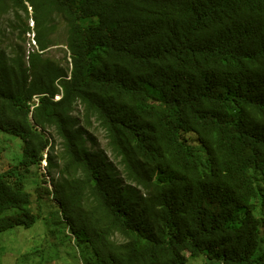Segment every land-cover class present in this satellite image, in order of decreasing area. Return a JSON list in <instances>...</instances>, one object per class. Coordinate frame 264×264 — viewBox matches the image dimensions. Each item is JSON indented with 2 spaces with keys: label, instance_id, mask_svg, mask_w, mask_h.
Instances as JSON below:
<instances>
[{
  "label": "trees",
  "instance_id": "16d2710c",
  "mask_svg": "<svg viewBox=\"0 0 264 264\" xmlns=\"http://www.w3.org/2000/svg\"><path fill=\"white\" fill-rule=\"evenodd\" d=\"M0 131V233L47 193L63 263L264 264V0H0Z\"/></svg>",
  "mask_w": 264,
  "mask_h": 264
},
{
  "label": "rangeland",
  "instance_id": "374dc122",
  "mask_svg": "<svg viewBox=\"0 0 264 264\" xmlns=\"http://www.w3.org/2000/svg\"><path fill=\"white\" fill-rule=\"evenodd\" d=\"M9 17L10 15L5 16L2 24L5 27L7 34H9V37L11 38L10 43L12 45L17 44V46L21 45L23 50L26 52V54H24L27 56L30 52H37L38 45L35 43L34 39L33 22H28V27L31 31L25 33V35L22 36V40L19 37L21 33L19 31H13L8 26L7 20ZM65 27L66 22L61 20V24H59L56 31H54L51 39L62 44V37L65 39ZM65 51L66 48L61 45L48 50L44 54L43 58L54 59L57 63L67 67L66 62H63L64 59H66ZM67 54L69 55L68 51ZM79 109L82 110L80 106ZM96 131L97 130L94 131L95 137L102 149L105 147L106 142L104 140L103 133ZM0 134L5 138L9 137L1 131ZM10 140L12 139L10 138ZM1 142L2 141L0 139V143ZM19 144L20 140L18 141V144H13V146L17 148L19 147ZM9 147H12V145L10 144L8 146L3 157L10 160L12 158L13 152L11 149H9ZM45 165L46 163L43 162L37 173V180H39V183L44 184L46 189L51 191L52 188L49 185V180L45 175V173H47V165ZM35 190L36 186L34 184L30 185L26 196L27 200L33 202L34 206L36 205ZM43 197L44 206L40 209V213L35 209V212L40 216V220L36 225L29 229L14 227L0 233L2 234L0 235V264H78L74 259H70L68 262L64 263L59 259V255L61 253L60 251H63L64 253L72 251V243H69V241L71 240L73 242V235L69 231V228L65 222L62 221L59 208L55 201H53L47 193L43 194ZM60 242H65V244L60 245ZM48 243H57L59 246L48 247ZM190 264H221V262L216 259H212L207 255H202L200 257L191 259Z\"/></svg>",
  "mask_w": 264,
  "mask_h": 264
},
{
  "label": "clouds",
  "instance_id": "9594fccd",
  "mask_svg": "<svg viewBox=\"0 0 264 264\" xmlns=\"http://www.w3.org/2000/svg\"><path fill=\"white\" fill-rule=\"evenodd\" d=\"M60 97H57V99L56 100H58ZM45 163H46V161H45ZM46 166V165H45Z\"/></svg>",
  "mask_w": 264,
  "mask_h": 264
}]
</instances>
